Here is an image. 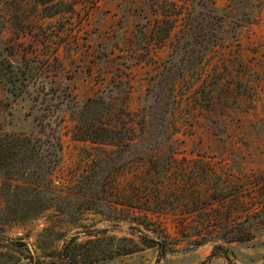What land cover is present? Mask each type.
Listing matches in <instances>:
<instances>
[{"label": "rangeland", "instance_id": "obj_1", "mask_svg": "<svg viewBox=\"0 0 264 264\" xmlns=\"http://www.w3.org/2000/svg\"><path fill=\"white\" fill-rule=\"evenodd\" d=\"M35 1L0 0V15L5 21L0 46L11 52L9 60L20 64L24 57L48 59L52 65L50 76L68 85L79 101L100 94L119 70L127 72L131 89L126 107L132 114L142 104L151 85L150 77L160 71L170 54L168 46L163 45H151L149 52L144 47L137 49L134 45L137 28L145 22V16L150 20L149 28L152 27L151 20L156 18L153 10L162 13V9L165 12L176 8L181 12L178 18H173L177 21L173 33L177 32L189 5V0H158V5L150 8L143 0H100L96 7L78 6L74 16L62 14L48 19ZM242 1L239 7L245 11L256 4L255 0ZM213 2L216 7L230 4L229 0ZM199 70L203 74L198 81L186 75V84L176 83L174 96L179 113L171 138L175 153L164 176L155 178L150 165V160L157 159L160 153L147 152L142 161L131 163L115 177L118 189L127 193L143 190L140 193L145 196H141L160 210L147 214L148 218L174 237L180 236L176 227L223 220L226 210L232 212L229 219L232 222L238 221L245 211L264 209V0L256 8L251 23L237 32L236 41L228 48H216L202 60ZM215 72L223 77L217 86L223 87L203 102L200 87L208 85L205 79L214 82ZM3 102L5 94L0 89V117ZM12 110L17 130L28 133L32 122L24 117L25 108L17 102ZM74 125L71 115L66 113L59 136L61 159L50 176L52 189L58 194L74 186L92 161L111 150L75 140ZM215 192H227L230 196L219 203L210 198ZM3 204L0 198V208ZM200 206H206V213L200 214ZM130 214L146 213L132 210ZM132 225L108 222L92 212L81 213L78 220L72 221L56 208H50L34 220L0 222V236L21 238L39 258L45 252H60L64 241L72 236L78 237L77 242L103 237L129 238L139 251L105 264H155L157 250L143 246L130 235L128 228ZM251 233L250 241L227 245L231 264H264V226L253 227ZM0 244L5 246L0 252L20 258L17 264L26 263L10 250L9 241L0 240ZM184 246L182 241L175 248L180 250ZM211 250L209 243L190 252L169 253L158 264H229L220 255L207 260ZM4 260L8 259L0 262Z\"/></svg>", "mask_w": 264, "mask_h": 264}, {"label": "trees", "instance_id": "obj_2", "mask_svg": "<svg viewBox=\"0 0 264 264\" xmlns=\"http://www.w3.org/2000/svg\"><path fill=\"white\" fill-rule=\"evenodd\" d=\"M99 1L35 2L40 5L43 17L51 19L62 14L74 16L78 6L86 8L90 4L96 7ZM143 2L150 8L158 5V0ZM242 2L229 0L227 6L216 7L213 0H189L186 15L174 33L177 21L173 18L181 15L176 8L165 12L162 9V13L153 10L156 18L151 20V28L150 20L145 16V22L135 33V47H144L143 50L149 52L151 45H163L168 46L170 54L160 71L150 77L151 85L134 114L126 107L131 89L127 72L119 70L100 94L79 101L68 85H62L50 76L52 65L48 59L24 57L20 64H14L9 60L11 52L0 46V89L6 101L2 103L0 117V198L4 201L0 208V222L34 220L50 208H56L72 221L78 220L81 213L92 212L108 222L133 224L128 233L138 238L143 246L157 250L155 264L169 253L190 252L209 243L212 250L207 260L220 255L231 264V251L227 245L250 241L252 228L264 226V209L245 211L238 221L232 222L229 220L232 212L226 210L223 220H208L189 228L176 227L180 236L174 237L161 224L148 218L147 214L160 210L141 196H145V193H140L143 190L127 193L118 189L115 177L131 163L142 161L147 152L160 153L157 159L150 160V165L155 178L164 176L175 153L171 138L176 132L175 121L179 113L175 106L176 83L182 81L186 84V75L198 81L203 74V70H199L202 60L216 48L231 46L236 41L237 32L251 23L261 0H255L256 4L249 5L246 11L239 7ZM4 25L0 15V32ZM214 74V82L208 83L205 79L208 85L200 87L203 102L209 101L213 92L223 87L217 86V82L223 79L222 75ZM17 102L26 110L24 117L31 119L28 133L16 128L17 118L12 108ZM66 113L75 122L72 132L75 140L110 147L111 150L92 161L74 186L58 194L52 189L50 176L61 159L59 136ZM223 193L215 192L210 194V198L221 203L230 196ZM199 209L200 214L206 213V206ZM132 210L146 214L133 216L130 214ZM77 239V236H72L64 241L60 252H45L39 258L21 238L0 236V240L9 241L10 250L19 254L25 264H105L139 251L137 244L129 238L103 237L85 242H77ZM182 241H185V246L180 250L175 248ZM128 243L130 245H126ZM2 248L5 246L0 244ZM0 259H8L0 264L20 262V258L3 252H0Z\"/></svg>", "mask_w": 264, "mask_h": 264}]
</instances>
